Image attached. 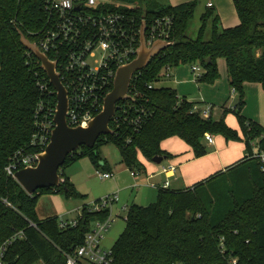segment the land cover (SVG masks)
Here are the masks:
<instances>
[{
	"label": "trees",
	"instance_id": "16d2710c",
	"mask_svg": "<svg viewBox=\"0 0 264 264\" xmlns=\"http://www.w3.org/2000/svg\"><path fill=\"white\" fill-rule=\"evenodd\" d=\"M240 23L219 29L213 10L201 16L199 35L187 36L197 1L179 5L157 0H134L132 6L113 8L148 25L164 15L174 17V45L152 58L138 77L139 96L134 104L148 111L138 129L113 118L115 133L102 135L93 148L69 155L62 168L89 156L96 168L106 167L98 147L113 141L122 162L131 170L144 171L140 156L153 161L155 156L171 157L162 141L172 136L189 144L196 158L208 153L205 134L221 135L226 140H244L247 153L251 142L259 139L264 149V125L242 115L245 82L260 83L264 89V0H233ZM43 0H0V247L16 233L23 232L8 246L3 264H66L65 253L80 246L93 224L111 214L83 206L75 227H60V218L41 220L38 198L46 192L63 191L66 196H82L63 175L61 187L41 189L28 194L5 171L9 158L19 150H31L35 115L40 102H56L47 73L39 59L21 42V33L37 42L45 24ZM214 31L204 39L208 21ZM212 61L207 62L206 58ZM226 59L230 84L238 93L231 108L223 107L219 119H205L193 111L194 101L179 97L169 86H156L165 66L198 63L205 73L199 81L214 82L218 77L217 59ZM46 82V83H45ZM149 83H153L149 87ZM45 113L46 109H43ZM234 113L241 134L226 122ZM117 115V114H116ZM61 168V170H62ZM66 188V190L64 189ZM10 202V206L4 201ZM126 227L112 247L111 264H264V172L257 159L244 157L226 172L184 189L159 187L156 201L148 205L132 203L125 218Z\"/></svg>",
	"mask_w": 264,
	"mask_h": 264
},
{
	"label": "built area",
	"instance_id": "2783aa9c",
	"mask_svg": "<svg viewBox=\"0 0 264 264\" xmlns=\"http://www.w3.org/2000/svg\"><path fill=\"white\" fill-rule=\"evenodd\" d=\"M43 5L46 13L45 24L35 43L50 60L57 61L56 70L68 92V125L87 126L102 110L105 97L114 87L117 69L137 56L142 24L140 25L134 17L125 12L108 7L107 1L103 0H43ZM208 6H213V3L209 2ZM174 24L172 15L158 17L150 25L147 24L145 33L147 45L151 46L157 40L172 41ZM28 55H31V51ZM173 68L170 65L165 66L159 76L160 80L163 76L170 79ZM191 70L196 78L205 73V68L198 63H193ZM142 73L143 71L140 70L133 75L128 91L132 99L119 101L113 117L117 123L118 119H122L136 129L142 126L148 116L146 109L134 104L139 96L137 80ZM47 78L52 86L48 93L56 94V102L47 100L46 105L40 102L30 142L32 149L19 150L9 158L5 171L14 179L19 170L38 164V154L50 143L56 126L54 116L57 92L48 75ZM152 85L153 83H149L150 88ZM236 93L237 90L233 88L232 94ZM44 108L46 111L42 114ZM192 110L200 112L205 119L214 118V107L211 104L203 108L194 105ZM205 141L214 143V136L206 133ZM251 145L252 152L247 153L246 157L257 159L264 172V149L261 148L259 139L252 141ZM176 170V165L169 164L163 166L161 172L169 175ZM97 175L101 179H109L113 176L111 172L100 170H97ZM132 175L136 173L132 171ZM168 185L169 180L165 183V186ZM118 200L119 193L109 194L93 203L90 211L100 212L106 208L111 209V205ZM4 202L11 205L7 200ZM113 222L112 214L104 220L95 222L91 231L86 234L84 242L72 252L65 253L66 264H111L114 258L113 250L112 248L105 250L102 242ZM76 225V219L70 221L60 219L61 228ZM17 237H23V232L16 233L0 247V264H3L1 262L8 246ZM34 264L46 263L40 259Z\"/></svg>",
	"mask_w": 264,
	"mask_h": 264
},
{
	"label": "crops",
	"instance_id": "0c3cea01",
	"mask_svg": "<svg viewBox=\"0 0 264 264\" xmlns=\"http://www.w3.org/2000/svg\"><path fill=\"white\" fill-rule=\"evenodd\" d=\"M165 1L174 6L188 1H199V6L204 5L205 8L203 13L210 9L213 10L218 18V22L220 21L221 28L234 27L240 23V18L233 0ZM200 2H203V4H200ZM209 2H212L213 6L209 7ZM217 64L220 77L216 79L213 84H206L203 81H199L192 74V70L190 74L189 68L179 65L173 68L172 77L168 79L172 81L174 87L170 85L167 86L174 88L178 96L186 97L188 100L194 101L195 105H198L201 108L207 104H211L214 107V116L215 108L219 106V111H217L218 119L223 115V107H226L230 100L238 99L237 93L232 94L226 59L219 58ZM244 92L245 104L241 112L242 115L264 125V89L262 85L257 82H245ZM235 103L236 101H234V104ZM225 119L230 127L234 128L241 134L238 118L234 113L226 114ZM206 145L208 153L202 157L196 158L192 147L182 138L178 136L169 137L162 141V148L171 154V157L165 158L168 160V163L164 164V159L162 163H160L162 164L161 167L156 168L155 165L158 163L149 161L145 157L140 156V160L144 164V171L140 172L139 170L134 169L131 170V175L132 171H134L136 175L133 176H137L138 174L144 176L143 179L151 186L157 187V189L165 186L167 180H169V185L165 187L184 189L192 187L218 173L226 172L230 167L236 165L241 159L246 157L247 154L246 145L243 139L239 141L226 140L225 137L221 135H214V143H206ZM169 164L176 165L177 170L169 175L162 173V167ZM105 172H111L114 176L113 171L107 170ZM159 176H162V178L157 180V177ZM78 210L79 209L77 208V212ZM53 216L58 215L47 213L40 217L38 214V217L41 220ZM59 218L61 220L70 221V219L61 216Z\"/></svg>",
	"mask_w": 264,
	"mask_h": 264
},
{
	"label": "rangeland",
	"instance_id": "374dc122",
	"mask_svg": "<svg viewBox=\"0 0 264 264\" xmlns=\"http://www.w3.org/2000/svg\"><path fill=\"white\" fill-rule=\"evenodd\" d=\"M107 1L108 7H114L117 5H123L124 7L132 6L134 0H103ZM166 3L165 0H157V3ZM203 4V2H200ZM205 11L204 5L199 6L197 1V7L195 14L191 22L189 23L187 36L191 39L197 38L201 27V16ZM220 21L218 22L219 29ZM214 31V20L211 18L208 21L204 32V39H209ZM223 58V57H220ZM219 59V58H218ZM217 59V62H218ZM225 59V58H224ZM183 67L189 68L191 74V65L181 64ZM220 72L218 69V77ZM167 77H161V80L156 82V86H173L172 81ZM206 84H213L214 82H205ZM253 84V83H251ZM238 99V94H237ZM234 101L230 100L226 105L227 108H231L234 105ZM219 106L215 108L214 119H217ZM219 119V118H218ZM214 136V135H213ZM82 147L77 151L82 152ZM98 152L105 161L106 167L96 168L91 159L87 155H83L81 158L70 162L65 165L61 170V176L69 178L73 183L75 191L82 196L68 197L63 191L60 192H46L43 193L37 201V213L39 216L46 215L47 213L57 214L59 217L66 219H75L78 213L82 210L83 206L90 207L93 203L99 201L101 198L113 194L119 193V200L111 205V214L115 217L109 230L105 233V238L102 242V247L105 250H110L120 235L123 233L126 227L125 218L127 216L128 207L133 203L142 205H148L156 201L157 187H153L148 184L142 176L131 175V169H129L121 158V152L119 147L113 141L103 142L98 147ZM164 164L168 163V160L163 161ZM162 164H156V168H160ZM97 169L105 172L107 170L113 171L114 176L109 179H101L97 175ZM162 176L157 177V180ZM63 180V178H62ZM77 208L78 210L77 212ZM113 217V218H114ZM94 225V224H93Z\"/></svg>",
	"mask_w": 264,
	"mask_h": 264
},
{
	"label": "water",
	"instance_id": "95a60500",
	"mask_svg": "<svg viewBox=\"0 0 264 264\" xmlns=\"http://www.w3.org/2000/svg\"><path fill=\"white\" fill-rule=\"evenodd\" d=\"M146 30L147 22L144 20L141 26V42L137 56L117 69L114 87L105 97L102 110L87 126L77 127H71L67 122L68 92L56 70L57 61L50 60L35 42L30 41L21 33L22 44L41 61L42 68L57 92L54 116L56 126L53 129L50 143L38 154L36 166L23 168L15 174L17 182L28 194L34 195L41 189L61 187L63 184L61 168L67 157L83 146L93 148L102 135L114 132L110 127V122L116 113L117 103L124 99H132L128 91L133 75L148 67L152 58L174 45L173 41L157 40L148 46L145 37ZM206 61L211 62L212 58L208 57ZM165 158L164 156H155L153 162L160 164ZM64 189L66 190V188Z\"/></svg>",
	"mask_w": 264,
	"mask_h": 264
}]
</instances>
